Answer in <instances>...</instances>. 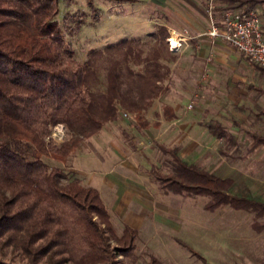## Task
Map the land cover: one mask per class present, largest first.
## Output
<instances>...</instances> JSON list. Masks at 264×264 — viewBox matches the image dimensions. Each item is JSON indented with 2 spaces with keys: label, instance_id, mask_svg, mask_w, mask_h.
Listing matches in <instances>:
<instances>
[{
  "label": "trees",
  "instance_id": "obj_1",
  "mask_svg": "<svg viewBox=\"0 0 264 264\" xmlns=\"http://www.w3.org/2000/svg\"><path fill=\"white\" fill-rule=\"evenodd\" d=\"M58 1L0 0V247L17 250L25 261L0 258V264H123L118 255L135 263L138 232L124 225L118 234L98 190L62 165L83 141L117 122L122 111L134 115L137 129L149 127L143 114L167 91L163 61L171 55L169 33L160 26L146 52L125 39L90 50L80 63L55 19ZM262 3L216 0L222 9ZM162 114L167 121L176 117L168 105ZM57 125L70 134L59 144L47 140ZM205 125L218 138L227 135L217 121ZM251 138V151L264 147V136ZM157 148L168 157L166 172L158 166L149 170L159 188L205 196L210 210L229 206L264 213V202L233 194L228 179L188 164L176 147ZM149 264L159 261L151 256Z\"/></svg>",
  "mask_w": 264,
  "mask_h": 264
},
{
  "label": "rangeland",
  "instance_id": "obj_2",
  "mask_svg": "<svg viewBox=\"0 0 264 264\" xmlns=\"http://www.w3.org/2000/svg\"><path fill=\"white\" fill-rule=\"evenodd\" d=\"M210 5L214 6L211 11ZM58 7L55 19L80 63L87 60L90 50H102L125 39H133L146 52L159 27H166V44L171 53L163 61L168 68L164 81L167 91L154 100L143 117L149 124L160 126L158 120L163 116L153 112V107L159 110L169 104L178 120L139 130L131 114V118L121 117L119 130L110 128L108 132L128 145L139 139L147 145L144 150L149 149L148 163L157 164L165 172L168 166L163 163L168 157L158 151L155 142L174 145L181 153L187 149L188 162L221 178H230L234 193L264 201V149L251 154L248 151L252 133L264 136V116L258 114L264 110V96L250 91L248 85L264 88V76L224 42L208 40L209 29L220 22L223 10L216 0H59ZM256 7L264 19V3ZM172 37L179 40L177 50L171 49L168 39ZM100 79L99 88L103 89V72ZM210 118L219 121L227 135L217 138L201 127L194 128ZM69 138L65 127L57 125L47 140L59 144ZM91 141L100 145L89 138L79 147L93 145ZM44 161L53 166L50 159ZM146 180L155 190L154 207L136 240L137 261L132 263L118 255L123 264H149L151 256L159 264H264V213L229 206L210 210L205 196L175 195L158 188L149 175ZM153 212L158 214L155 219ZM112 220L119 234L123 222L116 217ZM0 258L25 263L10 247H0Z\"/></svg>",
  "mask_w": 264,
  "mask_h": 264
},
{
  "label": "crops",
  "instance_id": "obj_3",
  "mask_svg": "<svg viewBox=\"0 0 264 264\" xmlns=\"http://www.w3.org/2000/svg\"><path fill=\"white\" fill-rule=\"evenodd\" d=\"M217 6H219L220 9L223 8V5L221 4H217ZM262 21H264V19H262ZM207 38L212 42L219 41L217 39L212 40L210 37ZM256 70L259 71L262 76H264V73H262L258 69ZM248 89L258 94L259 96H264V88H262L260 85L257 86L250 84L248 85ZM165 105L171 106L169 104ZM163 106L164 105H162V107ZM162 107L160 106L159 110H156L153 107V112H158L160 116H163ZM173 111L175 116H177L176 111L174 109ZM258 114L264 116V110H261ZM121 117L117 122L106 125L98 134L91 137L93 140L98 141L100 145H94V141H91L93 145H83L82 147H79L75 154L70 156L66 164H63L62 167H65L68 172H73L77 176H79L86 186L97 189L106 209L108 210L111 216V219H113V217H116L117 219L122 220V228L124 225H127L130 228L136 230L139 235L141 225L143 224L145 217L149 215V212L152 211V207H154L152 201L153 195H155V190H153L151 186L148 185L146 179L149 175L150 168L152 166H157V164L151 165L148 163L147 153L149 149L144 150L145 148L143 147H147V145H143L142 142H139V139L138 143H135L134 145H128L127 143L125 144L122 140L117 138V135L108 132L110 128L118 129V127L121 126ZM175 118L173 120L167 121L163 116V118L161 117L158 122L162 127L165 124L170 123L171 121L173 122L174 120H178ZM212 120L217 121L215 120V118H210L201 123H198L197 125L195 124L194 128L195 126L196 128L201 127L203 130L206 131L207 134L216 137L209 132L207 126L205 125V122ZM156 126L159 125L157 123H154L153 125L149 124V127L147 129H155ZM194 130L196 131L197 129ZM136 132L137 134H139L137 130ZM202 133L203 131L200 132V134ZM104 136L107 137L106 140L104 139ZM157 144L163 145L160 142H155L156 148ZM86 146H89V148L86 149ZM164 146L168 148L174 147V145ZM176 148L178 149V154L182 160L186 161L188 164L199 166L194 162L187 161L186 158L189 155L187 149L183 151V154L179 151L178 147ZM200 149L201 146L199 148L196 147L195 151H200ZM251 149V138V145L248 148L250 154L258 149H264V147L260 146L253 151H251ZM199 167L204 169L201 166ZM205 171H207L213 176H216L211 171ZM221 179H228L231 182L230 191L233 194H237L232 191L233 181L230 178ZM239 195L254 198L248 194ZM259 201L264 202L262 200ZM153 216V219H155L158 214L156 212H153Z\"/></svg>",
  "mask_w": 264,
  "mask_h": 264
},
{
  "label": "built area",
  "instance_id": "obj_4",
  "mask_svg": "<svg viewBox=\"0 0 264 264\" xmlns=\"http://www.w3.org/2000/svg\"><path fill=\"white\" fill-rule=\"evenodd\" d=\"M209 8L211 11L214 6ZM208 36L224 42L252 64L264 68V21L257 7L223 9L220 23L211 25ZM188 107L191 108L192 103ZM121 116L131 118L126 111H122Z\"/></svg>",
  "mask_w": 264,
  "mask_h": 264
},
{
  "label": "bare ground",
  "instance_id": "obj_5",
  "mask_svg": "<svg viewBox=\"0 0 264 264\" xmlns=\"http://www.w3.org/2000/svg\"><path fill=\"white\" fill-rule=\"evenodd\" d=\"M171 44V49L176 50L179 47V40L178 38H170L168 39Z\"/></svg>",
  "mask_w": 264,
  "mask_h": 264
}]
</instances>
